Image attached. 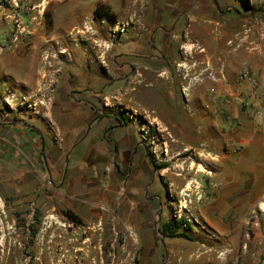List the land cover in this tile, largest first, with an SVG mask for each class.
Wrapping results in <instances>:
<instances>
[{
    "label": "rangeland",
    "instance_id": "1",
    "mask_svg": "<svg viewBox=\"0 0 264 264\" xmlns=\"http://www.w3.org/2000/svg\"><path fill=\"white\" fill-rule=\"evenodd\" d=\"M243 66L264 99V0H0V264H140L156 246L159 264H199L203 243L220 260L202 264H264V184L222 194L242 145L221 99ZM72 101L90 109L73 144L110 117L146 154L121 160L105 128L70 153ZM15 150L32 170L16 174ZM182 218L189 237L163 234Z\"/></svg>",
    "mask_w": 264,
    "mask_h": 264
},
{
    "label": "crops",
    "instance_id": "2",
    "mask_svg": "<svg viewBox=\"0 0 264 264\" xmlns=\"http://www.w3.org/2000/svg\"><path fill=\"white\" fill-rule=\"evenodd\" d=\"M253 62L254 57H253ZM233 67L230 69V82H223L220 81L216 84L215 89L219 92L221 96H225L228 93H231L232 90L235 88L234 81H235V75L233 74ZM263 81H264V73H263ZM214 89V88H213ZM212 100V98H210ZM67 107L62 111L61 115L65 118L63 121L62 127H67V133H65V142L66 145L65 148H69L72 145L73 149L70 153H72L79 145L83 144L86 145V149L83 152V156L85 153L88 152V145L90 144V140L92 139L93 135L98 137L100 134L102 135L104 128L106 131H108V137L107 139H101L105 142V144L112 148L114 145L119 147V157L121 160L124 159L125 153L127 151H130L131 149L133 154V162L132 166H134L135 160V152L138 151L139 148L146 149L144 145L139 142L138 139H136V136L133 135L130 132V128L126 125H120L118 121H113L110 117H105L103 119L95 121L92 125L89 126V132H87L86 136L84 138H81L78 143H74V139H76V136L80 134L84 127L86 126V121L89 119L90 116V109L88 108V104L85 103V101H79V102H68L66 104ZM227 113L228 116L232 119L237 120L238 122V129L237 131L232 135L231 140L235 141L236 143H239L242 145V149L239 153L236 154L234 161L231 162L230 171L231 175H229L226 178V181L228 184L226 185V188L224 192L222 193L225 197L227 202H231L234 200H237L239 195V188L241 185L248 183V185L261 186L264 184V122L259 125L256 118L246 109L242 108L238 103L231 102L227 105ZM65 122V124H64ZM67 123V124H66ZM88 126L86 127V129ZM118 128V129H117ZM121 128L126 129V133L123 131L122 135H119V131ZM97 129V130H95ZM19 131V129H18ZM21 131V130H20ZM29 131H32V128L28 129V131L25 133L27 136L26 140L29 141L27 144L29 145L27 151L29 155H32L34 157V152L32 146L33 141L36 140L35 138H32V136L29 135ZM118 131V132H117ZM33 132V131H32ZM86 132V131H85ZM132 135H131V134ZM89 134L91 136L88 138ZM30 137V138H29ZM103 138V137H102ZM99 139V138H98ZM119 139V140H118ZM100 140V139H99ZM98 140V141H99ZM58 149L54 144L46 143L45 145V152L48 155H52L56 150ZM36 152V151H35ZM60 153H62L61 150H59ZM69 153V154H70ZM122 155V157H121ZM124 155V156H123ZM20 151L15 150V153H13V161L16 162L18 167L15 168L16 174L23 175L27 170H32L33 168L31 166H27L26 168L21 167L18 162H20L19 157ZM50 157V156H49ZM33 159V158H32ZM146 160V158L143 160V162ZM141 162L138 165H140L142 168H144V163ZM138 163V162H137ZM70 165V164H69ZM76 166V164H75ZM136 166V164H135ZM139 167V166H138ZM19 168V169H17ZM76 167L74 168V170ZM72 171V168L69 169V177ZM24 182V181H23ZM24 185H28L27 182H24ZM217 212H219L220 215L224 213V211L228 210V208H215ZM212 211V210H210ZM213 213V212H212ZM214 215V213H213ZM166 249V248H165ZM149 250V249H148ZM212 250L210 247H207L206 244H201L199 247V253L193 255V258H196V261L199 264H202V262H205L207 258L211 257L214 258L216 261L220 260L219 256L217 255L218 251H215L216 253H212ZM215 250H220L218 248H215ZM171 251L173 249L171 248ZM162 252L160 251V247L156 246L155 248H150V252L147 255H144L141 259L140 264H159L160 257ZM185 256H191V252L184 254Z\"/></svg>",
    "mask_w": 264,
    "mask_h": 264
},
{
    "label": "built area",
    "instance_id": "3",
    "mask_svg": "<svg viewBox=\"0 0 264 264\" xmlns=\"http://www.w3.org/2000/svg\"><path fill=\"white\" fill-rule=\"evenodd\" d=\"M238 86L228 96L222 97L221 102L228 105L231 102H236L245 107L247 110L256 113L258 117L264 116V99L262 85L258 81L256 75L248 66H243L238 71ZM74 231L72 238L79 242V236Z\"/></svg>",
    "mask_w": 264,
    "mask_h": 264
},
{
    "label": "trees",
    "instance_id": "4",
    "mask_svg": "<svg viewBox=\"0 0 264 264\" xmlns=\"http://www.w3.org/2000/svg\"><path fill=\"white\" fill-rule=\"evenodd\" d=\"M95 15L97 17L101 16H110V9L105 4L101 3L95 8ZM67 215L73 221H77L75 215L71 211H67ZM189 224L185 222V219L182 218L179 222V225H175L172 221H168L164 225L163 234L165 236H177V237H189L185 231H180L182 224Z\"/></svg>",
    "mask_w": 264,
    "mask_h": 264
},
{
    "label": "water",
    "instance_id": "5",
    "mask_svg": "<svg viewBox=\"0 0 264 264\" xmlns=\"http://www.w3.org/2000/svg\"><path fill=\"white\" fill-rule=\"evenodd\" d=\"M164 247H165V244H164Z\"/></svg>",
    "mask_w": 264,
    "mask_h": 264
},
{
    "label": "bare ground",
    "instance_id": "6",
    "mask_svg": "<svg viewBox=\"0 0 264 264\" xmlns=\"http://www.w3.org/2000/svg\"><path fill=\"white\" fill-rule=\"evenodd\" d=\"M172 47V46H171ZM45 67V66H44Z\"/></svg>",
    "mask_w": 264,
    "mask_h": 264
}]
</instances>
